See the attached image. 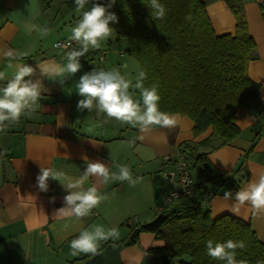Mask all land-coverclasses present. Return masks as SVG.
Instances as JSON below:
<instances>
[{
	"label": "crops",
	"instance_id": "1",
	"mask_svg": "<svg viewBox=\"0 0 264 264\" xmlns=\"http://www.w3.org/2000/svg\"><path fill=\"white\" fill-rule=\"evenodd\" d=\"M242 1L249 33L256 42L248 73L261 85V93L257 100L239 109L236 121L240 135L209 154L215 168L231 174L235 182L220 185L209 206L213 215L229 213L249 221L264 242V211L254 214L246 204L234 214V200L224 199L225 192H232L234 197L236 191L264 174V0ZM205 4L217 34L235 32L236 20L225 0H205ZM75 8L74 0H0V50L19 53L20 59L13 62L34 67L36 74L31 78L41 81L39 108L0 132V264H78L90 256H72L70 242L94 225L117 228L119 238L108 240L125 241L134 228L151 222L165 207L168 193L179 187L176 181L163 179V171L177 157L179 145L208 134L195 137L194 122L179 113H169L177 117L174 127L153 125L141 132L95 109L78 110L82 97L76 84L83 74L94 70L84 60L92 52L98 53L100 62L106 60V54L103 60L99 58L101 48H90L81 58L80 72L67 75L63 84L59 78L53 81L41 76L39 65L66 63L63 51L54 42L71 35V28L80 19ZM30 25L50 31L45 37L36 30L29 34ZM123 54L125 46L120 50ZM8 63L0 55V70H5ZM99 70L107 71L105 67ZM5 83L0 82V87ZM130 91L134 98H140V90ZM84 156L101 160L112 171L117 170L114 165H126L139 182L135 186L127 181L105 184L101 178L89 177L84 188L95 185L106 199L83 218H58L55 213L65 206L68 192L60 181L52 179L48 191H40L36 178L41 167H47L63 171L65 183L75 180L86 169ZM133 219L136 224L132 226L128 222ZM138 236L137 243L123 246L122 264H143L150 255L148 250L163 244L151 232ZM105 241L100 242L98 250Z\"/></svg>",
	"mask_w": 264,
	"mask_h": 264
},
{
	"label": "trees",
	"instance_id": "2",
	"mask_svg": "<svg viewBox=\"0 0 264 264\" xmlns=\"http://www.w3.org/2000/svg\"><path fill=\"white\" fill-rule=\"evenodd\" d=\"M99 2L107 5L110 0ZM149 2L116 0L109 9L119 18L111 25L113 32L138 61L139 72L147 74L145 87L158 85L160 110L188 116L195 137L208 134L179 145L195 179L190 192L140 225L130 243L140 232H151L163 240L148 250L161 253V264H186L185 256L191 258L187 264H224L207 255L206 242L242 240L246 246L237 249V259L264 264V242L249 221L229 213L213 215L210 203L202 204L209 191L216 194L220 185L235 184L231 174L215 168L209 154L240 135L237 113L261 93V85L248 73L256 42L248 30L243 1L225 0L236 27L234 33L222 34L215 32L205 0H160L166 8L161 20L153 17Z\"/></svg>",
	"mask_w": 264,
	"mask_h": 264
},
{
	"label": "clouds",
	"instance_id": "3",
	"mask_svg": "<svg viewBox=\"0 0 264 264\" xmlns=\"http://www.w3.org/2000/svg\"><path fill=\"white\" fill-rule=\"evenodd\" d=\"M116 0H110L107 5L99 0L91 3V7L86 9L90 0H74L75 11L80 16L78 22L71 28L69 43L57 45L67 50L65 53L66 63L39 65L40 75L53 81L58 80L61 84L67 75H75L80 72L83 65L81 58L88 53L89 49H99L103 41L109 39L113 34L114 23L119 22L118 16L109 11ZM152 15L156 20H161L166 16V8L160 0H150ZM191 20V16L186 17ZM36 30L41 37L49 33L47 27L37 28L36 25L28 27L29 34ZM74 41L79 46L73 48L71 42ZM0 55L8 59L5 70H0V82L6 81L0 87V132H4L10 124L18 123L22 116L32 115L39 108L41 97V81L33 80L36 69L28 64L14 63L20 59L19 53L13 50H0ZM10 73V75H9ZM147 74L140 71L136 83L127 79L121 74L119 69L93 70L83 74L76 84L79 96L77 108L80 111L93 109L106 114L107 118L115 119L122 123L138 127L141 132L156 125L162 128L174 127L177 117L160 110V95L158 85L145 87L144 80ZM140 90V98H134L130 89ZM62 114V113H61ZM83 159L86 169L83 174L65 183L66 175L63 171L55 168L41 167L37 176V186L40 191L47 192L49 189V179L60 181L68 194L64 197V207L58 209L55 216L66 218L75 216L83 218L88 216L94 208H97L106 197L101 194L95 185L84 188V184L89 177L101 178L107 184L109 181H127L135 186L140 178H134L131 170L126 165H114L117 169H112L101 160H90L87 156ZM54 199V198H53ZM225 200H234L232 211L239 213L240 207L249 205L253 213L264 211V174H260L257 179L249 183L246 188H242L233 193H224ZM119 230L117 228L106 229L103 225H94L91 230H83L71 240V255L77 256L81 253L97 255L101 241L108 239H118ZM244 241H233L228 239L225 242H215L209 239L206 242L207 255L214 260L224 262V264H248L244 259H237V249L245 248ZM190 257L185 256L186 264Z\"/></svg>",
	"mask_w": 264,
	"mask_h": 264
},
{
	"label": "rangeland",
	"instance_id": "4",
	"mask_svg": "<svg viewBox=\"0 0 264 264\" xmlns=\"http://www.w3.org/2000/svg\"><path fill=\"white\" fill-rule=\"evenodd\" d=\"M124 46V41H118L115 33L113 32L112 36L109 39L103 41L100 47L101 49L107 50L105 56L106 60L100 62L98 60V53L94 55L92 52L91 54H88L89 57L84 60V63L89 69H94L97 71L98 68L102 69L104 67L107 71L112 69H119L121 71V74L124 75L127 79L131 80L134 84V81H136V78L139 74V63L133 56L129 55L128 53H126L125 55L123 54L122 56L120 55V50ZM133 220L129 221L128 224H132V226L135 225L136 221ZM140 245L143 246L141 242ZM160 257L161 253L150 252V255L146 256V258L143 260V264H161Z\"/></svg>",
	"mask_w": 264,
	"mask_h": 264
},
{
	"label": "built area",
	"instance_id": "5",
	"mask_svg": "<svg viewBox=\"0 0 264 264\" xmlns=\"http://www.w3.org/2000/svg\"><path fill=\"white\" fill-rule=\"evenodd\" d=\"M68 38L69 37L57 39L54 42V46L57 47V45H63L69 43ZM71 44L73 48L79 47L74 41H72ZM57 48H60L63 51L64 56L67 50H71V49H65L63 47H57ZM99 52H100L99 58L100 60H103L107 50L101 49ZM163 179L165 181H176L177 183H179V187L169 192L168 195L166 196L165 206L169 205L174 200L188 194L191 188L194 186L195 179L193 177L189 161L184 156L180 147L177 157L172 160L171 166L163 171ZM213 195H214L213 191H209L208 194L204 196L202 200V204L203 205L209 204Z\"/></svg>",
	"mask_w": 264,
	"mask_h": 264
},
{
	"label": "water",
	"instance_id": "6",
	"mask_svg": "<svg viewBox=\"0 0 264 264\" xmlns=\"http://www.w3.org/2000/svg\"><path fill=\"white\" fill-rule=\"evenodd\" d=\"M137 231L138 228H135L125 241L107 243L98 250L97 255H92L78 264H122L121 250L124 245L131 242Z\"/></svg>",
	"mask_w": 264,
	"mask_h": 264
}]
</instances>
